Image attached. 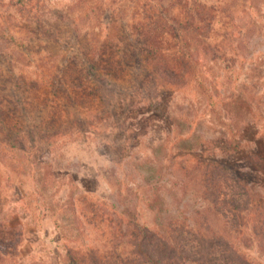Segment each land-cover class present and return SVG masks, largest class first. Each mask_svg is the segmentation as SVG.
<instances>
[{"label":"rangeland","instance_id":"obj_1","mask_svg":"<svg viewBox=\"0 0 264 264\" xmlns=\"http://www.w3.org/2000/svg\"><path fill=\"white\" fill-rule=\"evenodd\" d=\"M202 2L219 10L211 47L191 45L182 83L124 63L77 93L48 83L51 68L108 34L121 51L133 0H0V264H117L137 223L188 247L197 232L239 242L247 218L264 227V203H224L247 200L237 179L264 181L250 156L264 154V109L242 102L264 104V0ZM244 253L264 264V244Z\"/></svg>","mask_w":264,"mask_h":264},{"label":"trees","instance_id":"obj_2","mask_svg":"<svg viewBox=\"0 0 264 264\" xmlns=\"http://www.w3.org/2000/svg\"><path fill=\"white\" fill-rule=\"evenodd\" d=\"M202 1L205 0H170L166 5L163 0H133V7L137 12H134L132 30L126 32L127 38L123 39L124 47L121 51L120 44L108 34L104 42L96 46L97 49L87 48L83 56L73 58L65 65L56 66L54 70L51 68L48 83L54 85L58 82L62 87L69 82L78 86L75 88L77 93H80L81 86H85L87 81L95 80L106 87L109 85L107 80L111 81L110 77L119 75L124 63L128 66L132 63L139 66L143 62L149 65L151 63L156 80L167 84L182 83L194 68L191 45L200 42L206 47L210 46L212 25L219 12L215 5ZM53 27L56 29L58 26ZM110 87H113L112 84ZM242 100L243 105L247 106V111H251L254 106L264 109V104L256 97L242 98ZM250 123H247L245 128L247 132L255 128L251 127ZM250 156L264 168L263 153L255 152ZM258 172L261 173L260 169ZM262 175L264 176V172ZM237 181L248 192L247 200L240 205L237 202L230 203L227 198L224 199V203L229 204L230 210L236 213L235 215L241 214L245 209L248 210L254 201L258 204L264 203V197L254 199L249 193L252 188L263 187L264 181L250 182L248 179H237ZM212 193L217 195L215 191ZM255 224L251 218H247L244 226L239 227V233H245L239 242L231 241L220 233L197 232L196 243L188 247L180 239L182 233L179 230L176 236H172L166 230L152 229L137 223L132 243L133 257L120 258L116 262L117 264H259L249 255L250 253H244L246 249L249 252L253 245L264 244V227ZM69 264H78V262L71 258ZM91 264H108V262L104 263L93 255Z\"/></svg>","mask_w":264,"mask_h":264}]
</instances>
